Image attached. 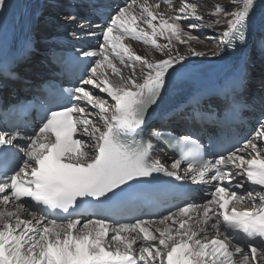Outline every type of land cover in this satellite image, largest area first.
<instances>
[{
    "label": "snow or ice",
    "instance_id": "6c2138e0",
    "mask_svg": "<svg viewBox=\"0 0 264 264\" xmlns=\"http://www.w3.org/2000/svg\"><path fill=\"white\" fill-rule=\"evenodd\" d=\"M229 2L233 10L215 5L209 15L216 19L208 24L192 0H181L178 8L173 0H129L102 27L99 50L83 53L99 59L79 86L67 90L76 103L50 110L31 134L0 131V264H264V143H258L264 141V120L252 138L215 159H204L195 140L181 137L171 171L159 159L149 163L152 143L135 139L169 70L185 59L179 49L173 51V40L187 45L192 56L204 55L190 43L199 42L191 30L201 25L189 23L186 31L182 20L224 25L220 34L229 45L245 38L254 0ZM6 6L7 0H0V10ZM158 37L167 42L159 43ZM126 40L150 45L166 58L149 60ZM123 69L130 70L127 76ZM152 135L162 139L159 132ZM8 146L19 148L23 158ZM182 164L187 165L184 176L179 175ZM161 172L207 185L203 201L192 199L157 220L109 224L96 213L84 219L80 198L103 204ZM246 183L259 187L246 188ZM22 214L38 218L25 220ZM154 224L164 227L153 232Z\"/></svg>",
    "mask_w": 264,
    "mask_h": 264
},
{
    "label": "bare ground",
    "instance_id": "6f19581e",
    "mask_svg": "<svg viewBox=\"0 0 264 264\" xmlns=\"http://www.w3.org/2000/svg\"><path fill=\"white\" fill-rule=\"evenodd\" d=\"M64 1L68 2L66 3L67 8H62L60 14L64 17V21H66L67 23H62L60 20L52 22L54 25H56V32L51 33L48 32L49 29L46 30V32H44L40 37V44L44 47L51 46L55 48L60 43H65L66 41L74 39L75 37H82L86 34L88 35V37L85 38L84 41L91 40L93 35H89L87 31L84 32V29H87V23L90 21V12L89 10H87L88 5L85 4L86 0H22V9L20 13L15 17L12 24L10 26H7L6 30L3 33V37L0 39V61L6 60L7 58L16 56L18 53H21L23 45L31 38V36H33L31 35L32 29L37 24V13H39L40 8H43L45 4L50 3L51 7L49 8H52L55 5V8L59 9L60 5L58 6V3ZM195 1L200 2L203 5V9H199L198 12L201 16L204 17V20L208 24H211V22L215 21L216 17L209 15V13L213 11V9L208 8V6L205 5V0H192V2ZM259 1L260 0H254V8L258 5ZM222 4L226 6V8L228 9L227 11H232L235 7V5L231 4L229 0H223ZM7 7L8 6H6V8ZM254 8L252 11H254ZM165 9L166 5L161 3L160 11H165ZM4 10L5 8L0 10V13H3ZM69 15L74 16L76 19L69 22V20L67 19ZM39 20L44 19L40 17ZM81 26H84V28H81ZM143 27L147 29L146 25H143ZM204 27L205 30L209 31V33L211 34L217 33L220 37L219 41H216L214 44H204L203 42H201V40H199V42L191 41L190 43L195 48V50L204 53V55L202 56H192L191 54L187 53V45L179 44L175 40H173V51L179 49L181 54L185 55V59L179 65L175 66V71L169 70V74L166 76V81L178 76H185L192 70L207 66L206 64H215L216 62H219L220 59L226 56L229 44L222 42V37L220 34L224 30V25L215 27L204 25ZM94 28L95 26H93L92 30ZM74 29L78 31L77 35L72 34ZM147 30L151 31L150 29ZM185 30L187 31L186 26ZM99 31V29H96L91 33H97V40L102 44L103 39L102 36H100ZM252 32L254 34L248 35L238 58L227 66L222 75L236 72L240 75V77H242V79L244 78L248 80L250 78L251 82L254 81V91L251 92V95L256 97L258 96L260 101L264 104V77L262 78V76H260L262 74V71L264 70V20L256 28L254 27ZM193 33L197 35L196 32ZM157 39L159 43L167 42L166 40H162L159 37ZM93 41L95 42L96 40L93 39ZM125 43L130 44L137 54L145 56L149 60L166 58L162 57L159 52H155V50L150 45L145 46L141 42L132 40H126ZM35 63L36 62L33 60L24 63L23 69L29 70L32 66L35 65ZM116 63L119 67L123 68V66L119 65L118 61H116ZM252 70H255L254 76H257L256 78L254 76L250 77V72L252 73ZM136 71V78L139 79V66H137ZM123 72L125 76H127L130 70L123 69ZM113 79L116 78L113 77ZM93 119L97 118L93 117ZM84 139L87 140L88 138L84 136ZM2 207L3 206H0V208ZM37 218L38 217L22 214V219L25 220H34ZM170 223L171 222H169V224ZM163 227L164 225L158 226L154 224L150 230L155 232V229ZM156 234L158 235V233ZM109 235L111 236L112 233L110 232ZM152 243L157 242L153 241Z\"/></svg>",
    "mask_w": 264,
    "mask_h": 264
},
{
    "label": "rangeland",
    "instance_id": "374dc122",
    "mask_svg": "<svg viewBox=\"0 0 264 264\" xmlns=\"http://www.w3.org/2000/svg\"><path fill=\"white\" fill-rule=\"evenodd\" d=\"M64 2H67V1H64ZM204 2H205V5H207L208 8H211V9H213L215 5H224V4H222L223 0H205ZM180 3H181V0H173V7L178 8L180 6ZM195 3L198 4V10L203 9V7H202L203 5L200 2L195 1ZM41 9L42 8H40V10ZM40 10H39V12H40ZM50 11H53V10H50ZM189 23L201 25L199 28L192 29L191 31L196 32L197 36L199 37V40H201V42H203L204 44H214L216 41H219V39H220L219 35L217 33L211 34V33H209V31L205 30V27L203 24H201V21L195 20L194 18H189L187 20L181 21V24L184 26H186ZM186 29H187V27H186ZM39 43H40V41H39ZM254 75H255V70H252L251 76H254ZM260 76H262V78L264 77V71H262V74ZM254 77L256 78L257 76H254ZM253 82H251V85H253Z\"/></svg>",
    "mask_w": 264,
    "mask_h": 264
}]
</instances>
